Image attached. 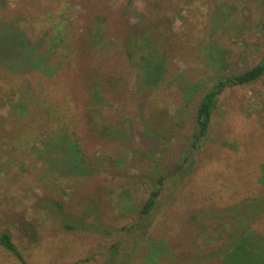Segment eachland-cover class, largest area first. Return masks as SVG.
<instances>
[{
    "label": "rangeland",
    "instance_id": "374dc122",
    "mask_svg": "<svg viewBox=\"0 0 264 264\" xmlns=\"http://www.w3.org/2000/svg\"><path fill=\"white\" fill-rule=\"evenodd\" d=\"M142 34L164 65L147 90ZM263 55L264 0H0V233L30 264H264V73L191 138L204 92Z\"/></svg>",
    "mask_w": 264,
    "mask_h": 264
},
{
    "label": "trees",
    "instance_id": "16d2710c",
    "mask_svg": "<svg viewBox=\"0 0 264 264\" xmlns=\"http://www.w3.org/2000/svg\"><path fill=\"white\" fill-rule=\"evenodd\" d=\"M102 24L103 21L101 19L97 21L95 25V32H93L92 35V38L94 40L99 39L101 31L103 29ZM146 37L147 36L144 34H142L140 37L138 35L130 36V40L127 44V52L128 57H130L131 60L135 61V63H138L143 70L140 75V87L147 90L156 87L160 83L163 77L162 67H164V65L162 63L163 54L159 53L155 49L154 43L147 40L150 38ZM262 58H264V55ZM150 70H153L154 72H147ZM263 73L264 63L257 62L255 65L243 70L242 72L218 77L213 82V84L204 92L196 106L194 115L195 125L191 137L192 140L197 141L200 139V137L206 135L210 123V117L212 111L216 106L218 95L225 88L251 83L260 78ZM87 76L91 77V81L94 83L95 87V90L90 96L89 104L90 106L99 105L101 103V100L103 99L102 92H100V90L103 88L101 74H99L98 72H94L88 74ZM105 129H107V131L109 130L108 128ZM104 130L102 131L103 135L105 134ZM107 133L112 132L108 131ZM162 182L163 177H159L156 185L150 188L147 197L142 201L140 214H142L144 217L148 216L149 213L154 209L157 202V197L160 194V185L162 184ZM93 211H97L96 206ZM94 214L96 215L95 212ZM96 219H98V217H96ZM65 226L69 229L75 228V226L71 224H65ZM79 227L82 229L86 228V226H82V224H80ZM91 231H96V233L105 235L114 232L113 229H109L105 224H101V226L95 227ZM0 246H2L11 255H13L20 262V264H30L23 258L21 252L12 241L11 235L8 231H2L0 233ZM103 264H110V262L105 261Z\"/></svg>",
    "mask_w": 264,
    "mask_h": 264
}]
</instances>
